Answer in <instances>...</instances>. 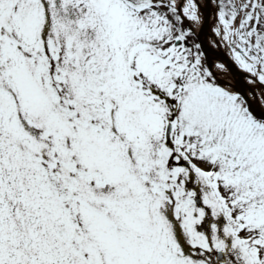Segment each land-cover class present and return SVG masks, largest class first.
Here are the masks:
<instances>
[{
  "label": "snow or ice",
  "instance_id": "1",
  "mask_svg": "<svg viewBox=\"0 0 264 264\" xmlns=\"http://www.w3.org/2000/svg\"><path fill=\"white\" fill-rule=\"evenodd\" d=\"M0 264H264V0H0Z\"/></svg>",
  "mask_w": 264,
  "mask_h": 264
}]
</instances>
